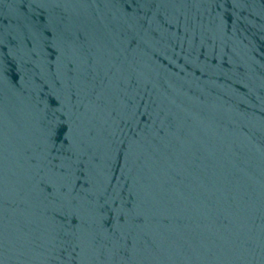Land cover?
Returning a JSON list of instances; mask_svg holds the SVG:
<instances>
[{
    "label": "water",
    "instance_id": "obj_1",
    "mask_svg": "<svg viewBox=\"0 0 264 264\" xmlns=\"http://www.w3.org/2000/svg\"><path fill=\"white\" fill-rule=\"evenodd\" d=\"M0 264H264V0H0Z\"/></svg>",
    "mask_w": 264,
    "mask_h": 264
}]
</instances>
